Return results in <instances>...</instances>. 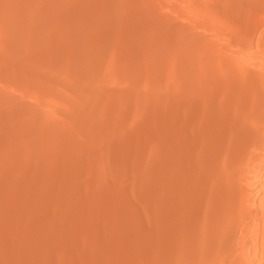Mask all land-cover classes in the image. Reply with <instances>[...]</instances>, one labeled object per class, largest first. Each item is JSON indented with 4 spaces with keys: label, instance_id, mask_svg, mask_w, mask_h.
Wrapping results in <instances>:
<instances>
[{
    "label": "bare ground",
    "instance_id": "bare-ground-1",
    "mask_svg": "<svg viewBox=\"0 0 264 264\" xmlns=\"http://www.w3.org/2000/svg\"><path fill=\"white\" fill-rule=\"evenodd\" d=\"M0 264H264V0H0Z\"/></svg>",
    "mask_w": 264,
    "mask_h": 264
},
{
    "label": "rangeland",
    "instance_id": "rangeland-1",
    "mask_svg": "<svg viewBox=\"0 0 264 264\" xmlns=\"http://www.w3.org/2000/svg\"><path fill=\"white\" fill-rule=\"evenodd\" d=\"M113 95H116V94H113Z\"/></svg>",
    "mask_w": 264,
    "mask_h": 264
}]
</instances>
